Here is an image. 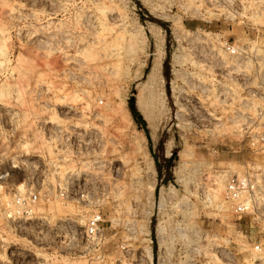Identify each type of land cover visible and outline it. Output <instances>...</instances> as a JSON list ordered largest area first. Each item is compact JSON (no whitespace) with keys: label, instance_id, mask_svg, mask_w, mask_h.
I'll return each mask as SVG.
<instances>
[{"label":"rangeland","instance_id":"1","mask_svg":"<svg viewBox=\"0 0 264 264\" xmlns=\"http://www.w3.org/2000/svg\"><path fill=\"white\" fill-rule=\"evenodd\" d=\"M0 6V264H263L264 190L259 211L236 215L224 187L246 174L264 184L252 140L264 131V0ZM90 129L94 140L77 134ZM95 172L104 190L75 186ZM27 192L35 216L7 219ZM96 211L105 242L91 259L81 231Z\"/></svg>","mask_w":264,"mask_h":264},{"label":"built area","instance_id":"2","mask_svg":"<svg viewBox=\"0 0 264 264\" xmlns=\"http://www.w3.org/2000/svg\"><path fill=\"white\" fill-rule=\"evenodd\" d=\"M220 48L230 57L238 58L244 53L242 47H236L227 40L220 44ZM256 52L257 50L252 48L254 56ZM262 75L264 76V71ZM98 104H102V101H98ZM57 132L59 134L58 137H61L64 130L59 127ZM77 134L80 138L87 135L88 139L92 138L94 140L97 132L94 129H90L88 131L83 130V132L79 131ZM64 135L66 136L65 142H68L71 133L65 131ZM252 140L260 144L262 146L261 148L264 149V131L253 135ZM75 186L82 190L100 191L105 189L104 182L101 181L100 178V173L96 172L83 173L82 177L77 178ZM67 188L68 186L66 185L65 189ZM263 190L264 184H261L256 179H252L249 174L242 176L233 175L225 182L224 198L227 202L231 203L232 210L236 215L247 214L255 210L259 211L260 202L258 198ZM38 200V194L34 192L14 194L4 205V216H6L7 219H32L35 216L34 207ZM103 222V215L99 211H96L86 219L81 231V239L83 240L82 252L84 255L91 256V259L102 255L105 242ZM253 250L258 255H264V238L254 243Z\"/></svg>","mask_w":264,"mask_h":264},{"label":"bare ground","instance_id":"3","mask_svg":"<svg viewBox=\"0 0 264 264\" xmlns=\"http://www.w3.org/2000/svg\"><path fill=\"white\" fill-rule=\"evenodd\" d=\"M1 7V6H0ZM3 52H4V50H3V48H1L0 47V56L1 55H3ZM223 61V60H222ZM226 61V60H225ZM227 64V63H226ZM263 69V68H262ZM260 70V69H259ZM232 72V71H231ZM259 72V71H258ZM231 73H229V75H230ZM264 78V77H263ZM262 79V78H261ZM264 80V79H263ZM248 116V115H247ZM209 120L212 122V124L213 125H215V123L214 122H216V120H215V118H209ZM47 150H48V148H47ZM55 157H56V155H54ZM53 157V156H52ZM55 157H53V159L55 158ZM52 159V158H51ZM50 159V160H51ZM57 159H59V158H57ZM63 159V158H62ZM52 161V160H51ZM53 162V164L55 165V163H54V161H52ZM56 162V161H55ZM51 163V162H50ZM219 183H221V182H219ZM25 185H24V183H19L18 185H17V190L19 191V192H23L24 191V187ZM217 186H219V188L221 187L220 185H218V182H217ZM218 206V209L220 208V209H223V210H225V207H224V205H223V203L221 202V201H219V203L217 204ZM83 221V220H82ZM80 223H81V221H80ZM84 223V222H83ZM220 250V249H219ZM258 256V258L257 259H259V261H261V262H263V264H264V256L263 255H258V254H254V255H252V256H254V257H257ZM149 257L151 258V253H149ZM213 257V256H212ZM214 258H216V257H214Z\"/></svg>","mask_w":264,"mask_h":264}]
</instances>
